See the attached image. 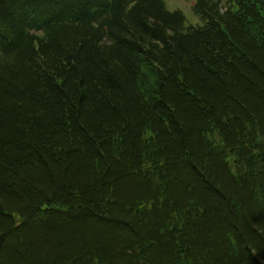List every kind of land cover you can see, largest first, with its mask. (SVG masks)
<instances>
[{
	"label": "trees",
	"instance_id": "1",
	"mask_svg": "<svg viewBox=\"0 0 264 264\" xmlns=\"http://www.w3.org/2000/svg\"><path fill=\"white\" fill-rule=\"evenodd\" d=\"M0 0V264H264V0Z\"/></svg>",
	"mask_w": 264,
	"mask_h": 264
},
{
	"label": "clouds",
	"instance_id": "2",
	"mask_svg": "<svg viewBox=\"0 0 264 264\" xmlns=\"http://www.w3.org/2000/svg\"><path fill=\"white\" fill-rule=\"evenodd\" d=\"M165 11L172 14L177 11L178 8L183 9V15L185 17V23L193 27H202L206 21L197 13L194 12L193 6L195 0H192V4L180 5L177 0H162Z\"/></svg>",
	"mask_w": 264,
	"mask_h": 264
},
{
	"label": "rangeland",
	"instance_id": "3",
	"mask_svg": "<svg viewBox=\"0 0 264 264\" xmlns=\"http://www.w3.org/2000/svg\"><path fill=\"white\" fill-rule=\"evenodd\" d=\"M177 3L180 5H188V4H192V0H177ZM177 10H180L183 12L182 8H178Z\"/></svg>",
	"mask_w": 264,
	"mask_h": 264
}]
</instances>
